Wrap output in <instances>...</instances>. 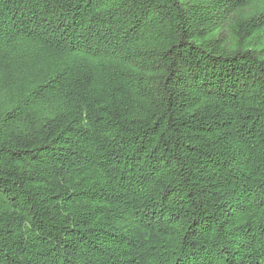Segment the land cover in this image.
Returning a JSON list of instances; mask_svg holds the SVG:
<instances>
[{"label":"trees","instance_id":"1","mask_svg":"<svg viewBox=\"0 0 264 264\" xmlns=\"http://www.w3.org/2000/svg\"><path fill=\"white\" fill-rule=\"evenodd\" d=\"M260 0H0V264H264Z\"/></svg>","mask_w":264,"mask_h":264},{"label":"rangeland","instance_id":"2","mask_svg":"<svg viewBox=\"0 0 264 264\" xmlns=\"http://www.w3.org/2000/svg\"><path fill=\"white\" fill-rule=\"evenodd\" d=\"M259 6H264V0H260L258 1V3L254 4V6H252L250 8V11L253 12L254 10H256Z\"/></svg>","mask_w":264,"mask_h":264}]
</instances>
